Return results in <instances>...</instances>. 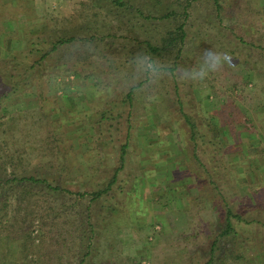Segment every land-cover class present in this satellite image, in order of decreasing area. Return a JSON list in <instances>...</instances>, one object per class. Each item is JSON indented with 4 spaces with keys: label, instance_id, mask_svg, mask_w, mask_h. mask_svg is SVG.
<instances>
[{
    "label": "rangeland",
    "instance_id": "obj_1",
    "mask_svg": "<svg viewBox=\"0 0 264 264\" xmlns=\"http://www.w3.org/2000/svg\"><path fill=\"white\" fill-rule=\"evenodd\" d=\"M113 1L0 0V67L13 61L0 84V148L24 150L38 164V151L50 153L58 128L70 175L55 169L50 179L92 192L108 184L128 145L107 194L95 202L52 197L58 218L44 213L42 248L24 257L3 237L0 260L6 253L7 264H78L90 243L85 264H205L216 240L212 264H238L236 254L264 264V156L256 154L264 144V16L246 13L247 0H221L219 10L213 0H122L130 8ZM181 23L187 35L179 56L146 49V42L162 46ZM61 38L72 40L52 51ZM209 50L227 54L220 71L199 83L170 76L154 90L135 60L147 53L196 69ZM144 79L132 106L124 102ZM18 84L21 96L11 92ZM4 91L12 97L2 103ZM186 116L196 124V141ZM241 149L246 159L238 158ZM88 205L92 233L78 216ZM228 208L241 215V233L218 239ZM15 214L12 203L0 234L12 229Z\"/></svg>",
    "mask_w": 264,
    "mask_h": 264
},
{
    "label": "trees",
    "instance_id": "obj_2",
    "mask_svg": "<svg viewBox=\"0 0 264 264\" xmlns=\"http://www.w3.org/2000/svg\"><path fill=\"white\" fill-rule=\"evenodd\" d=\"M213 1L219 10L221 8V0H213ZM252 1L253 0H247L245 7L246 13L253 14L258 19L260 17H263L264 5L253 4ZM113 2L119 7L130 8V5L128 6L122 0H114ZM169 15L171 14L166 13L162 15L160 18L162 19L168 18ZM245 18L247 19V17ZM186 35L187 34L185 31V25L184 23H181L175 28L174 31L167 32V36L163 39L162 46H154L150 42H146L145 43L147 46L146 49L157 54L161 53L162 51L176 50L177 56H179L181 54L182 51L181 49L184 44ZM70 40L72 39L61 38L52 45L51 50L56 51L59 45L68 43ZM46 56L47 53L44 54L41 57V59L46 58ZM12 62L13 61L10 60L9 62L4 63L2 67H0L1 85H3L4 82L7 83L5 79L6 77L5 74H6V70H8V67L12 66ZM144 82L145 79L142 80L137 85L132 86L130 90H128L124 102H128L130 106H132L135 90L140 86H142ZM18 86L19 84L15 86V88H13L11 92L13 94L17 93L18 96H21ZM2 97L3 99L1 100V102L4 103L5 100L11 99L12 96H10L8 92L4 91ZM14 99L12 100L15 101ZM40 100L41 102L45 101V99H42V97H40ZM47 104L50 105L49 102H47ZM42 105H44V103H42ZM186 119L192 129L191 138L194 141H196L198 134L196 129V124L192 122L191 117L186 116ZM217 122L215 123L213 121L208 122V126L210 127V130L213 133L214 137L220 138V129ZM244 122L246 123V121ZM57 129L55 128L52 130L53 131L52 139L50 138L48 140V141L51 140L50 142L53 144L52 147H50L49 145L50 155L49 154L46 155L42 153L41 150H39L38 164H34L33 159L30 160V157L27 156L24 150L20 151V149H16L14 152H7L3 150L5 148H0V151L3 150L5 152V156L4 157L2 156L0 158L1 161L0 162V226L2 224H5L4 220L7 214L9 213V209L10 206H12V203L16 205V214L10 219L11 221H14V224H11L12 229H5V230L2 229L1 231L2 233L0 234V240H2L4 237L6 238L7 242L17 243L18 250L25 255L24 257H28L29 256L28 254H31L34 250L41 249L42 245L45 244L46 235L42 231L46 226L47 215H45L44 213L46 212V214H48V217L50 216V218L53 221L58 218L57 215H53V212L55 211L54 202H56V200L52 199V197L54 196L59 197L63 195V198H65V196L67 195H77L82 199L87 196H91L90 200L92 202H95L99 200L104 194H107L109 192V190L112 188V185L117 182L118 175L124 169L126 164L128 145L124 144L121 147L119 154V161L116 168L114 169L112 178L110 179L108 184L105 185L103 188L90 192V191L71 190L69 188L61 186L56 176L53 177L52 180L49 177L52 174L50 172L52 170L54 171L55 169L61 174L59 175L61 178L63 175L65 176L70 175V174H66V172H68L67 170H69L68 164H66L65 162L67 160V153L62 152V150L60 149L59 143H61V140L59 139L58 135H56ZM201 137L204 138V135ZM252 144H253L252 146L250 144L247 145V147L248 148L254 147V144L257 143L253 142ZM4 145H6L5 147L7 148L8 144H4ZM240 152H242V149ZM256 154L258 156H264V144H262L261 142H260V149L257 151ZM48 155L51 159L45 161L44 158L48 157ZM244 155L245 152H242V155L240 154L238 158L246 159ZM261 183L263 185V181H261ZM90 209H91V205H88L87 209L84 210L85 212L83 213V215H81L80 212H78V216H83V217L85 216L87 226H90L91 228L90 231L92 233L94 232V224L91 222L92 217L90 214ZM21 210L25 212L24 215H21ZM233 219H237V221H234ZM241 222H243L241 215L233 212L232 209L228 208L225 218V225L223 228L224 230L219 234L218 239L222 237H228L229 235L239 236L241 232H239V230L237 229L241 228V224H240ZM81 225H83V223H80L79 227ZM2 226L5 227L7 225H2ZM3 230L7 232H5L4 234ZM256 236L257 234L255 233L253 235V238H256ZM246 240L249 239H245L244 241H241L242 245L243 243L246 242ZM216 245H217V241L215 240L213 247L211 249L212 258H210V260L205 264H212ZM90 249H91L90 243L87 246L84 247L82 246L81 259L78 264H85L87 262V259L91 254ZM1 256H2V259L0 260L1 264H5L7 260L6 253ZM235 259L236 261H238V264H248L246 261L247 259L243 254H236ZM14 263L19 264L17 262H12V261L9 264H14Z\"/></svg>",
    "mask_w": 264,
    "mask_h": 264
},
{
    "label": "clouds",
    "instance_id": "obj_3",
    "mask_svg": "<svg viewBox=\"0 0 264 264\" xmlns=\"http://www.w3.org/2000/svg\"><path fill=\"white\" fill-rule=\"evenodd\" d=\"M135 60L137 61L138 67L142 69L147 77V88L154 90L163 79L170 76L175 77L181 82H203L211 74L216 73L223 68L227 61V54L218 51H206L201 58L199 67L196 69L173 68L147 53L138 54L135 57ZM147 99L149 101L154 100L155 96L150 93L147 96Z\"/></svg>",
    "mask_w": 264,
    "mask_h": 264
}]
</instances>
